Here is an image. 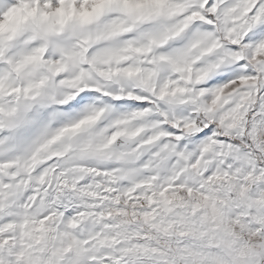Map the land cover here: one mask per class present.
Wrapping results in <instances>:
<instances>
[{
  "label": "clouds",
  "instance_id": "9594fccd",
  "mask_svg": "<svg viewBox=\"0 0 264 264\" xmlns=\"http://www.w3.org/2000/svg\"><path fill=\"white\" fill-rule=\"evenodd\" d=\"M206 4L0 0V264H264V0Z\"/></svg>",
  "mask_w": 264,
  "mask_h": 264
},
{
  "label": "snow or ice",
  "instance_id": "6c2138e0",
  "mask_svg": "<svg viewBox=\"0 0 264 264\" xmlns=\"http://www.w3.org/2000/svg\"><path fill=\"white\" fill-rule=\"evenodd\" d=\"M206 8L212 9L213 11H215V9L213 8V0H207V4L205 5ZM260 8V3H257L256 9ZM256 9H253V12H256ZM264 10V9H262ZM190 19L195 20V22L198 24L200 22H204L205 27H211V21H212V16H204L202 13L198 12V11H193ZM261 34H264V24L259 25L256 29L253 30V32L249 33L248 36L245 37V42L247 43L249 40H258L261 37ZM207 35H211L210 33H208ZM232 47L235 49L236 45L233 44ZM245 61L241 60L240 64H244ZM231 71V70H229ZM264 76V67H260L258 68L256 71H253L252 69H248V71L246 73H244L243 76H241L240 78L242 80H244L245 82L249 81V80H253V81H257V86H259L258 82L261 79V77ZM231 77L230 75H225L219 78V81H228L230 80ZM216 81H214L215 83ZM261 92H264V89H260ZM259 94V93H258ZM82 99V98H81ZM139 106H144V105H139ZM65 130H62L59 134L63 135ZM210 132V129H206L205 132L200 133L201 136L207 135ZM4 144L3 140H0V145ZM13 163L12 161H6L5 162V166L9 165ZM105 175H107V173H104Z\"/></svg>",
  "mask_w": 264,
  "mask_h": 264
}]
</instances>
